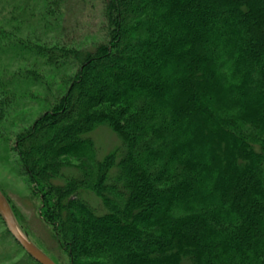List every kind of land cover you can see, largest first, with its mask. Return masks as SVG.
<instances>
[{
    "label": "trees",
    "instance_id": "1",
    "mask_svg": "<svg viewBox=\"0 0 264 264\" xmlns=\"http://www.w3.org/2000/svg\"><path fill=\"white\" fill-rule=\"evenodd\" d=\"M87 1H0V142L62 263L44 252L57 264H264V0H94L91 45L71 22ZM40 89L47 109L11 133ZM100 126L119 139L101 159Z\"/></svg>",
    "mask_w": 264,
    "mask_h": 264
},
{
    "label": "rangeland",
    "instance_id": "2",
    "mask_svg": "<svg viewBox=\"0 0 264 264\" xmlns=\"http://www.w3.org/2000/svg\"><path fill=\"white\" fill-rule=\"evenodd\" d=\"M82 7L83 8L80 10L72 8L73 12L76 13L72 16L74 20H71V22L75 23L77 21L80 25L79 33H82L81 37L86 35L85 41H88L87 45H91L90 43L93 40L99 39L97 33L98 24L101 19L100 5L97 1L89 0L84 5L82 4ZM78 13L80 14L76 16ZM26 26L35 27L34 20L28 19L26 21ZM71 32H73V30L70 31V33ZM59 39H61L60 36ZM46 75L49 77L48 81L51 85L52 93L56 95V93H58L56 89L60 85L59 78L57 75H49L48 72ZM33 93L37 95V98H27L22 101L24 103L17 109L12 118L11 125L9 126L10 132L12 131L11 133L15 134L17 131L28 127L47 109V102L44 100V91L42 89L33 90ZM93 136L99 159L103 158L107 153L119 145L118 137L107 127H98V129L94 131ZM13 139L14 136H12L10 142H12ZM6 143L9 144V141ZM7 144L0 142V189L5 197L9 199L11 205L17 210L21 226L31 236V241L38 248L47 251L50 255L55 257L59 263H62V253L52 238L51 230L44 224L39 216L38 205L40 200L38 196L32 192L31 186H29L25 176L21 174V167L16 160V155L8 151ZM5 229L6 226L4 222L0 220V235ZM26 236L28 237V235ZM17 261H21V264H34L10 236H6L5 239L0 237V264H14Z\"/></svg>",
    "mask_w": 264,
    "mask_h": 264
},
{
    "label": "water",
    "instance_id": "3",
    "mask_svg": "<svg viewBox=\"0 0 264 264\" xmlns=\"http://www.w3.org/2000/svg\"><path fill=\"white\" fill-rule=\"evenodd\" d=\"M0 216L7 230L23 250L39 264H57L44 251L38 248L20 229L8 199L0 189Z\"/></svg>",
    "mask_w": 264,
    "mask_h": 264
}]
</instances>
